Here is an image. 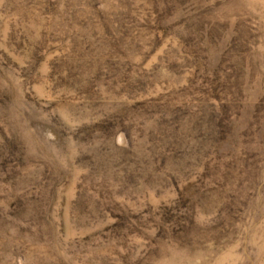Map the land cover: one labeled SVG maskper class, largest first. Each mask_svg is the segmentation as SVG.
<instances>
[{
    "label": "rangeland",
    "instance_id": "374dc122",
    "mask_svg": "<svg viewBox=\"0 0 264 264\" xmlns=\"http://www.w3.org/2000/svg\"><path fill=\"white\" fill-rule=\"evenodd\" d=\"M0 264H264V0H0Z\"/></svg>",
    "mask_w": 264,
    "mask_h": 264
}]
</instances>
